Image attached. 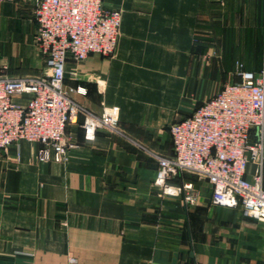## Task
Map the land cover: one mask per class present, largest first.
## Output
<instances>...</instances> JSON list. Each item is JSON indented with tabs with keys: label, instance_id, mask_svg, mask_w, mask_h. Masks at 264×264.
Here are the masks:
<instances>
[{
	"label": "crops",
	"instance_id": "1",
	"mask_svg": "<svg viewBox=\"0 0 264 264\" xmlns=\"http://www.w3.org/2000/svg\"><path fill=\"white\" fill-rule=\"evenodd\" d=\"M104 4L122 11L116 51L70 59L65 86L93 113L118 108L123 134L89 139L79 114L64 163H38L37 143L0 152V264H264V222L214 204L191 174L171 184L192 183L193 202L164 194L154 157L173 154L172 124L239 80L237 61L264 68V0ZM34 11L0 0V74L43 73Z\"/></svg>",
	"mask_w": 264,
	"mask_h": 264
},
{
	"label": "built area",
	"instance_id": "2",
	"mask_svg": "<svg viewBox=\"0 0 264 264\" xmlns=\"http://www.w3.org/2000/svg\"><path fill=\"white\" fill-rule=\"evenodd\" d=\"M11 1V0H1ZM34 3L35 42L44 59L41 75L0 74V152L21 143H37L38 163H64L69 156L67 130L79 114L92 139L98 130L123 134L119 109L96 114L76 102L65 86L71 59L114 55L122 11L104 0H25ZM8 66H3L6 71ZM235 76L190 116L170 127L173 154H154L155 185L164 194L193 202V184L171 181L191 174L212 186L218 206L240 208L246 218L264 222V68L259 73L236 62ZM85 93V89H77ZM28 96L26 103L14 99Z\"/></svg>",
	"mask_w": 264,
	"mask_h": 264
},
{
	"label": "rangeland",
	"instance_id": "3",
	"mask_svg": "<svg viewBox=\"0 0 264 264\" xmlns=\"http://www.w3.org/2000/svg\"><path fill=\"white\" fill-rule=\"evenodd\" d=\"M232 82H235V81H232ZM193 176H195V175H193ZM195 177H197V176H195Z\"/></svg>",
	"mask_w": 264,
	"mask_h": 264
}]
</instances>
